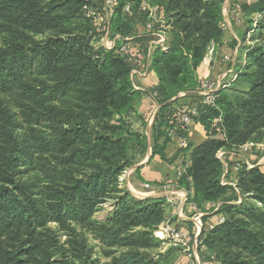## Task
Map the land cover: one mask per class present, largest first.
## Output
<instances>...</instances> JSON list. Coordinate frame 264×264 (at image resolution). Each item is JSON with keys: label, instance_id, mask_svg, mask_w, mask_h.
Listing matches in <instances>:
<instances>
[{"label": "trees", "instance_id": "obj_1", "mask_svg": "<svg viewBox=\"0 0 264 264\" xmlns=\"http://www.w3.org/2000/svg\"><path fill=\"white\" fill-rule=\"evenodd\" d=\"M144 1L165 15L167 29L153 25V31H164L165 48L155 44L149 52L152 31L134 36V14L146 19L142 0H118L112 34L120 35L119 43L133 37L121 53L92 44L101 34L82 8L102 12L103 0H0V264H171L181 250L164 249L154 235L166 219V199L137 198L119 186V175L148 146L143 129L133 127L145 126L146 118L136 113L142 93L134 88L132 70L141 53L157 75L148 90L160 107L151 155L171 162L164 152L167 130L188 134L177 122L182 107L175 108V100L197 89L196 70L207 46L222 41L224 0ZM241 10L247 23L261 14L244 48L243 70L217 90L213 106L193 95V119L207 137L182 148L190 164L177 185L187 191L194 212L219 203L210 211L222 220L204 223L197 237L200 259L264 264V172L240 162L233 187L223 177L224 163H234L216 156L221 149L237 156L246 142L264 143V0L241 3ZM23 172L28 180L21 179ZM110 199L116 202L113 212L93 220ZM49 222L67 230L63 242ZM71 224L92 234L104 261Z\"/></svg>", "mask_w": 264, "mask_h": 264}, {"label": "crops", "instance_id": "obj_2", "mask_svg": "<svg viewBox=\"0 0 264 264\" xmlns=\"http://www.w3.org/2000/svg\"><path fill=\"white\" fill-rule=\"evenodd\" d=\"M241 3L251 4L255 0H240ZM141 7V6H140ZM224 7V4H223ZM124 11V10H123ZM140 11H142L140 9ZM130 16V13H125ZM222 24L221 28L223 31L222 41L220 44L209 43L207 46L205 55L202 62L197 67L196 76L197 79L209 77H221L226 81H230L234 74H238L243 70L245 64V46L251 44L250 38L246 37V15L243 12L239 14V17L243 15L244 22L234 19H230L227 16L226 11L222 10ZM251 16V15H250ZM145 21L142 22L140 13L137 12L133 16L132 25L134 36L141 35L148 30L145 28ZM155 21L159 23V27L162 29H167L168 25L165 23V15L162 12H159L156 15ZM163 23V24H162ZM164 33L162 30H156L154 34L151 32L152 38L156 39L157 34ZM165 34V33H164ZM116 39L121 38L120 35L115 34ZM132 36H126L124 39L129 41L132 39ZM156 44V43H154ZM134 49L137 51L139 46L137 43H134ZM212 49V53H209V48ZM140 57L139 64L143 63V68L145 72L141 73L140 65L135 69L136 72L132 75L134 88L139 90L142 94L141 97L137 100L135 109L136 113L139 116H145L146 124L145 126H140V122L135 124L136 127L143 129L144 133L147 136L148 146L144 156L133 165V169L137 171L125 179L123 185L131 192V194L137 198H146V197H164L168 204L166 209V219L169 220L173 225L178 226L179 229L183 232V235L186 241L189 244V234H194L193 241L191 243L192 253L191 260L187 257H184L181 264H189L190 261L196 264L201 262L200 257L197 253L198 241L196 237L199 235L202 226L206 223V226H213L215 222L222 220L220 214H212L210 208L216 210L219 203H208L204 206V211L194 212L193 206L187 202V191L177 185L179 177L176 173V167L187 161L189 159L188 151L183 150L178 146V136H173L166 143L164 152L166 158H172L171 162L161 159L158 155H151V132H152V123L156 113L159 111V105L156 104L155 99L151 94L148 93V90L157 84L158 78L155 71L150 67V62L147 59L145 61L141 53L138 54ZM230 57L229 61H224L223 57ZM197 92V89H190L187 91L180 92L175 100V108H186L190 106H195L193 95ZM207 137L206 131L203 126L197 122L193 121L189 125V130L187 134V146L189 144H198L205 140ZM264 144V143H263ZM225 152V159L229 162H236L243 160L244 163L256 164L261 171L264 172V154L260 156L259 160H254L255 155L253 150L247 152L245 155L236 156L233 153ZM232 166V164H231ZM230 168V170H229ZM226 171L224 173L223 182H231L233 174L232 167L227 165ZM148 183L149 187H144V184ZM202 216H206V220L203 222ZM205 226V225H204ZM189 237V238H188ZM197 242V244H196ZM196 245V246H195ZM190 244L188 245V247ZM203 262L205 259H202Z\"/></svg>", "mask_w": 264, "mask_h": 264}, {"label": "built area", "instance_id": "obj_3", "mask_svg": "<svg viewBox=\"0 0 264 264\" xmlns=\"http://www.w3.org/2000/svg\"><path fill=\"white\" fill-rule=\"evenodd\" d=\"M117 3H118V0H103V5H102V12L103 13L102 14L113 15L114 9H115ZM223 4H224V7L222 6V10L226 11L227 16L230 19H234V20H238V21L244 20L243 15H242V17L241 16L239 17V14L243 13V11L241 10L240 0H230V1L223 2ZM140 9L142 10V12H144L146 14V17H147V20L145 22V28L148 31H152V33L154 34L155 31H153V25H154V23H157L155 21L156 15L159 12L162 13V10L158 9V7L156 5L148 4L144 0H142ZM124 12L125 13L131 12V5L130 4L125 5ZM87 14H88L87 15L88 17L94 16L95 11L93 9H88ZM260 17H261V14H259V13H254L250 16V18L252 19V22L246 24V27H247L246 37L247 38H250L252 33L255 31L256 20H258ZM107 34H108V31H106V33L103 34V37L101 39L102 40L108 39V38H106ZM125 40H127V39H125ZM154 43L159 44L160 46H162V48H165V34L162 32L157 34V38L154 41ZM114 46H115V44H113V45L111 44V45H109L108 49L115 48ZM212 49H213L212 47L209 48V50H208L209 53H212ZM117 50L121 53L126 51L127 50V42L120 44V47ZM149 52H150V50H149ZM223 60L229 61L230 57L224 56ZM135 72H136L135 69L132 70V74H134ZM236 76H237V74H234L232 80H234L236 78ZM229 85H230V81H226V80H224V78H221L220 76L215 77V78H209V77L201 78L198 80L197 94L201 97V102L203 104L213 106L215 104V100L217 97V90H219L221 88H225ZM176 116H177V122L182 124L186 128V130L188 131L189 125L194 121L193 117L197 116V109L195 106L181 108L180 111L177 112ZM216 120L217 119H215V121ZM167 131H168V135L170 137L177 136L173 130L168 129ZM178 146L181 148H185L187 146V136H178ZM258 149L263 150L264 144L263 143L246 142V143L239 146V153L238 154L240 156H243L247 152H250L252 150L253 151L258 150ZM216 156L221 161L225 162V152L222 149L217 151ZM240 162H244V161L241 160V161L234 162V164L232 166V171H233V169H235V171L238 169ZM189 164H190V162L188 159L187 161L179 164L176 167V173H177L178 177H180L184 173L186 167H188ZM224 164H225V166H227L226 163H224ZM246 165L248 167H253L256 164H252V163L249 164L246 162ZM127 173H128L127 171H124L121 175H119L118 179H119L120 183L125 181V177H126ZM228 184L232 185L233 187L235 186L234 181L228 182ZM144 187H149V184L145 183ZM155 235L160 237V238H163V239L169 238L173 242V245L180 246L181 248L189 249L188 242L186 241L181 229H179L177 226H175L171 222H169L168 219H165L159 225L158 232L156 231ZM191 264H193V263H191Z\"/></svg>", "mask_w": 264, "mask_h": 264}, {"label": "rangeland", "instance_id": "obj_4", "mask_svg": "<svg viewBox=\"0 0 264 264\" xmlns=\"http://www.w3.org/2000/svg\"><path fill=\"white\" fill-rule=\"evenodd\" d=\"M226 1H230V0H224V2H226ZM88 9H93L95 11V15L88 17L87 16L88 15L87 14V10ZM96 12L97 11L94 8H92V7L88 6V5H86V6H84L82 8V14H83V16L86 17V18H88V19H91V21L93 23V27L98 28V31H99L98 34H101L100 38H98L97 40H93L92 41V44L93 45H95V46H102V47L108 49L109 48V45H111V44L112 45L115 44L114 47L115 48H119L120 47V44H122L124 42H127V40H124L122 43L121 42L119 43L117 41L118 39H116V36L112 34V30H111V26H110V20L112 18V15H106V14L104 15V14H102L103 12H99V13H96ZM106 31H108V34H107V37H106L108 39L102 40L101 38L103 37V34L106 33ZM155 40L156 39H154V38L151 37L149 39V41H148V49L150 50V52L152 51L153 45H155L154 44V41ZM138 65H140L139 64V61H138ZM142 68H143V63H141V65H140V69H139L140 71L139 72L144 73L145 70L144 69L142 70ZM133 127L136 128V129H138V130L140 129V128L136 127L135 125H133ZM18 132L21 133V130L18 129ZM253 154L255 155L254 160H259L260 159V156L262 154H264V149L263 150H259V149L258 150H254L253 151ZM132 167L133 166L128 167V168H126V169H124L122 171V173L124 171H127L128 172L127 175H126V177H125V179L127 177H129V176H132V174L135 173L134 170H132L133 169ZM23 168L24 167H22V169ZM226 168H227V166H225V172H224L225 174L228 173V172H226ZM236 171H235V169H233V171L231 172L233 174V176L236 174ZM20 176H21V179L22 180H28V178H29L27 172H23ZM124 182L125 181H123L122 183H120L119 186L121 188H124V189L128 190L123 185ZM115 206H116V202H115L114 199H110V200L106 201L105 203H103V204L100 205L99 209L97 211H95L94 214H92V219L95 220V221H100V220L105 219L109 214H111V212H113V210L115 209ZM71 225L75 227L74 224H71ZM48 227L57 232L58 239L60 240V242H63L64 239H66V232H67V230H59L57 223H55V222H49L48 223ZM158 228L155 230V232L156 231L158 232ZM75 229H76L77 232H82V231L84 232V233L83 232L82 233L84 234V236H85V238L87 240V243L89 245L93 246V249H92L93 256H95L97 258H101V261H104L105 258L102 255L101 248H100V246H98V242L92 236V234L89 233L88 231H84L83 229H81L79 225H76ZM155 232H154V235H155ZM194 234L195 233H193L192 235L189 234V236H191V238L188 237L189 238V244H190L189 249L181 248V250L178 253H176V255L173 257V259L171 261V264H181V263H184L183 262L184 257H187L190 260L192 259L191 256H190V254L194 256V254L192 253V247H191V243L193 241ZM156 237L164 241V243H162V246H164V249L166 247H168L169 245H173V242L169 238L163 239V238H160L158 236H156ZM197 237H196V240H197ZM196 244H197V242H196ZM200 260H201V262L199 264H220L217 260L211 259V258L210 259H205L204 262H203L202 259H200ZM191 263H193V262L190 261L189 264H191ZM193 264H195V263H193Z\"/></svg>", "mask_w": 264, "mask_h": 264}]
</instances>
